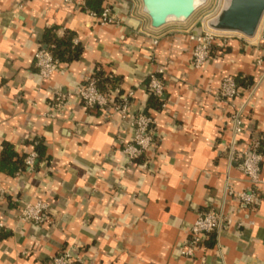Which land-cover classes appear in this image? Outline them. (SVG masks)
I'll use <instances>...</instances> for the list:
<instances>
[{"label":"crops","instance_id":"crops-1","mask_svg":"<svg viewBox=\"0 0 264 264\" xmlns=\"http://www.w3.org/2000/svg\"><path fill=\"white\" fill-rule=\"evenodd\" d=\"M104 1L121 24L100 25L61 0H0V154L4 142L19 153L33 149L28 142L35 139L46 147L34 171H0V264H43L65 250L85 264H264V182L250 207L235 194L222 200L227 179L233 192L250 185L230 157V109L217 97L227 75L258 84L236 149L251 134L264 148V62H256L264 43L238 33L216 39L210 60L196 70L189 35L199 19L154 28L141 0ZM49 28L58 37L71 32L81 52L42 82L34 53L46 47ZM161 66L164 103L150 110L157 143L127 161L120 149L132 138L130 123L87 110L74 92L100 68L113 89L133 92L132 111L145 108L147 75ZM248 86L240 87L242 96ZM56 89L70 97L50 118ZM261 171L264 177V155ZM38 200L49 205L46 221L20 222L23 202ZM208 207L232 222L194 256L182 255L188 229Z\"/></svg>","mask_w":264,"mask_h":264},{"label":"built area","instance_id":"built-area-1","mask_svg":"<svg viewBox=\"0 0 264 264\" xmlns=\"http://www.w3.org/2000/svg\"><path fill=\"white\" fill-rule=\"evenodd\" d=\"M61 1L64 4L83 10L86 14L96 19L100 25L121 24V18L110 5L104 6L100 13H96L86 5L85 0ZM212 18L208 19L206 22L199 23V26L189 35L190 40L193 42L191 64L196 70L201 69L210 60L213 43L216 39H225L227 36L234 33L217 31L209 27L208 22ZM251 39H254V43L257 45L264 43V14ZM153 42H157L156 37H154ZM256 62L259 65L264 62V51L257 58ZM34 66L42 82H45L59 69L60 62L55 59L46 48L39 47L34 53ZM164 72L165 68L161 66L147 75L146 86L149 94L162 97L165 89L163 80ZM257 86V83L248 86V93L242 96L235 77L227 75L221 79L217 91L219 101L227 105L230 109L231 140L228 145L230 157H235V159H237L236 167L245 176L250 185L247 190L233 192L227 179L223 188L222 200L224 201L229 195L235 194L238 200L248 207L257 202L259 187L264 182L261 171L263 155L259 151L261 148V141L257 136L251 134L246 147L237 150L236 146L240 137L246 131V110L250 105ZM74 93L87 110H102L106 113L107 117L118 114L122 121H128L130 123L133 128L132 138L130 141L123 143L120 149L125 160L132 161L139 156L149 153L155 147L157 143V133L155 131L154 117L146 113L144 107L132 111V91L122 93L119 89L115 88L106 93L101 92L97 88L96 80L90 75ZM69 97L70 93H65L58 89L54 90L48 98L49 110L46 115L50 118L56 117L57 113L66 105ZM37 156V152L31 149L24 158L25 168L23 170L34 171L36 168ZM23 170H19L17 173ZM3 196V191H0V201L3 199ZM48 212L49 205L47 203L40 200L36 202L27 201L23 202L18 219L23 223L42 225L47 219ZM231 222V219L226 216L222 210H214L208 207L199 212L188 229V237L181 249L182 255L187 257L194 256L197 247H199L210 234L215 233L218 235L220 231ZM4 230L5 224L0 220V233ZM43 264H85V262L79 255H74L71 251L65 250L49 260L44 261Z\"/></svg>","mask_w":264,"mask_h":264},{"label":"trees","instance_id":"trees-1","mask_svg":"<svg viewBox=\"0 0 264 264\" xmlns=\"http://www.w3.org/2000/svg\"><path fill=\"white\" fill-rule=\"evenodd\" d=\"M86 5L96 13H100L106 3L104 0H85ZM42 43L46 46L45 48L57 59L60 63H68L72 60L78 59L81 49L78 44L73 42V34L69 31H65L64 34L58 37L55 34L53 28L45 30L43 35ZM103 71L98 68L94 71L92 77L96 80L97 88L101 92H108L106 90L114 88V80L111 78L104 77ZM235 80L239 87H246L251 85V79L245 76H237ZM149 94V93H148ZM164 103L162 97L155 96L153 94L148 95V100L145 106V112L150 114V110L159 111ZM32 145L33 150L38 154L37 163L46 156V147L40 139H35L28 142ZM259 151L264 155L263 142L261 141V148ZM28 151L17 152L14 146L8 142L3 143L2 151L0 154V171L7 175H14L19 170H23L24 158ZM140 157V156H139ZM137 157V158H139ZM36 163V165H37Z\"/></svg>","mask_w":264,"mask_h":264},{"label":"water","instance_id":"water-1","mask_svg":"<svg viewBox=\"0 0 264 264\" xmlns=\"http://www.w3.org/2000/svg\"><path fill=\"white\" fill-rule=\"evenodd\" d=\"M141 1L154 28L169 22L185 21L200 5H194L193 0ZM183 12H185L184 17L179 18ZM263 14L264 0H225L221 10L208 22V25L217 31L234 32L252 38Z\"/></svg>","mask_w":264,"mask_h":264},{"label":"rangeland","instance_id":"rangeland-1","mask_svg":"<svg viewBox=\"0 0 264 264\" xmlns=\"http://www.w3.org/2000/svg\"><path fill=\"white\" fill-rule=\"evenodd\" d=\"M225 0H205L200 4L193 14L188 18L199 19V23L206 22L216 15L219 9L224 5ZM176 23V22H169Z\"/></svg>","mask_w":264,"mask_h":264},{"label":"bare ground","instance_id":"bare-ground-1","mask_svg":"<svg viewBox=\"0 0 264 264\" xmlns=\"http://www.w3.org/2000/svg\"><path fill=\"white\" fill-rule=\"evenodd\" d=\"M205 0H193V4L194 5H198V4H201L202 2H204ZM185 15V12L181 13L179 18H183Z\"/></svg>","mask_w":264,"mask_h":264}]
</instances>
